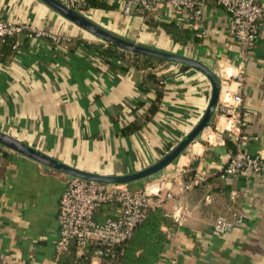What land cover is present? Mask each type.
<instances>
[{
    "label": "crops",
    "instance_id": "crops-1",
    "mask_svg": "<svg viewBox=\"0 0 264 264\" xmlns=\"http://www.w3.org/2000/svg\"><path fill=\"white\" fill-rule=\"evenodd\" d=\"M63 1L123 36L200 59L220 79L235 76L245 60V79L233 83L243 96L242 133H215L211 142L200 136L153 179L164 177L176 187L165 210L178 206L157 264H264V170L221 173L238 148L264 154V24L245 50L229 32L230 13L212 0L198 20L164 1L148 13L137 6L126 12L123 0H100L103 6ZM0 17L24 25L22 32L0 39V128L59 160L106 174L143 168L180 140L209 102L211 82L200 70L168 60L127 69L119 56L105 61L95 48L84 47V39L98 43L100 38L40 0H0ZM31 28L44 33L31 35ZM63 36L73 38L72 47ZM150 70L162 75L164 93L149 119L146 112L155 97L145 79ZM224 119L216 108L209 126ZM182 167L189 169L185 177L196 173L202 182L181 190L176 172ZM70 177L1 145L0 264H64L67 252L56 256L57 215ZM132 183L144 187L142 180ZM234 189V208L243 210L244 221L219 234L214 220L219 212H229ZM102 214L117 212L106 206Z\"/></svg>",
    "mask_w": 264,
    "mask_h": 264
},
{
    "label": "built area",
    "instance_id": "built-area-1",
    "mask_svg": "<svg viewBox=\"0 0 264 264\" xmlns=\"http://www.w3.org/2000/svg\"><path fill=\"white\" fill-rule=\"evenodd\" d=\"M170 2L177 10L186 13L189 19L198 20L203 16V6L210 0H123L124 10L131 12L133 6L141 10H153L160 2ZM223 6L230 13L229 32L243 44L247 50L259 36L264 24V3L257 0H212ZM24 30V25L0 17V39L14 36ZM32 34H42L41 30L31 28ZM60 40V36L53 35ZM63 38H68L63 36ZM69 39V38H68ZM104 41V40H102ZM106 42V41H104ZM108 43V42H107ZM245 60L235 76L229 73L221 78L220 97L217 108L225 122L206 127L200 134L201 140L211 142L215 133L223 136L227 132L231 136L242 133L246 121L241 115L243 96L233 86L241 84L245 79ZM1 146V144H0ZM186 169V170H185ZM264 170V154H253L245 148L232 152L228 163L221 169L222 175L237 174ZM187 168H178L176 174L181 178V190L193 189L202 182V176L191 174L185 177ZM162 177L144 187H134L126 182H98L71 176L59 200L58 238L55 249L60 257L74 246L75 260L73 264H112L119 254L122 245L128 240L138 223L146 216L147 210L155 206H163L166 199H174L176 187L168 184ZM238 190H231L230 201L226 204L228 213L219 212L214 220L213 228L224 234L244 221L242 209H235L234 202ZM108 206L117 214L103 215L102 210ZM169 216L178 215V206L174 204Z\"/></svg>",
    "mask_w": 264,
    "mask_h": 264
},
{
    "label": "water",
    "instance_id": "water-1",
    "mask_svg": "<svg viewBox=\"0 0 264 264\" xmlns=\"http://www.w3.org/2000/svg\"><path fill=\"white\" fill-rule=\"evenodd\" d=\"M52 10L62 14L78 26L108 43L115 44L122 49L134 53L153 56L162 60H168L187 64L206 74L211 82V94L209 102L198 121L194 126L163 155L148 164L147 166L128 173L106 174L94 172L69 164L65 161L50 155L49 153L36 148L26 141L2 130L0 128V144L26 154L40 162L62 170L71 176L84 178L98 182H133L150 176H157L163 170L173 165L179 156L185 152L192 141L200 137L203 130L210 125L216 111L221 89V79L218 73L204 61L195 57L175 52L156 46L138 42L129 37L123 36L114 30L104 26L91 18L85 12L75 8L63 0H40Z\"/></svg>",
    "mask_w": 264,
    "mask_h": 264
},
{
    "label": "trees",
    "instance_id": "trees-1",
    "mask_svg": "<svg viewBox=\"0 0 264 264\" xmlns=\"http://www.w3.org/2000/svg\"><path fill=\"white\" fill-rule=\"evenodd\" d=\"M88 3L93 6L107 5L100 0H89ZM144 12L148 13L149 11L145 10ZM149 22L154 23V21ZM10 37L1 40H7ZM72 41L73 38L66 40L65 43L69 47H72ZM83 42L85 48H95L96 52H98L105 61H110L111 58L119 56L120 62L125 69L131 65H135L138 68H147L149 66L155 67L157 62L164 61L153 56L133 53L129 50L122 49L115 44L107 43L102 40L95 43L84 39ZM185 65L186 67H190L187 64ZM145 79L148 81L147 84L149 87H153L155 92V97L148 106L146 112V117L150 119L159 109L162 101L164 93L162 84L163 77L161 74H157L156 70H150L145 73ZM131 127L136 126H126L124 130ZM226 141L232 144L229 138H226ZM171 224L172 217L167 214L164 206L149 208L146 216L135 227L132 236L122 245L119 254L112 264H157L165 250L168 240L167 227ZM66 252L68 255L64 264H73L75 260L74 246Z\"/></svg>",
    "mask_w": 264,
    "mask_h": 264
},
{
    "label": "rangeland",
    "instance_id": "rangeland-1",
    "mask_svg": "<svg viewBox=\"0 0 264 264\" xmlns=\"http://www.w3.org/2000/svg\"><path fill=\"white\" fill-rule=\"evenodd\" d=\"M93 35V34H92ZM94 37H95V35H93ZM98 38V37H97ZM156 178V176H150V177H147V178H145V179H142V183H143V185L145 186V185H147L149 182H153V179H155ZM133 182H135V181H133ZM131 185L133 184L132 182H129ZM139 188V187H138Z\"/></svg>",
    "mask_w": 264,
    "mask_h": 264
}]
</instances>
